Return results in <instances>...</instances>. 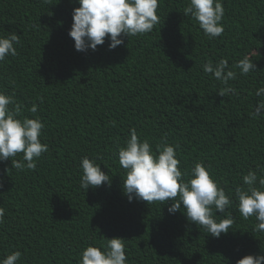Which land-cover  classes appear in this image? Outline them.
Masks as SVG:
<instances>
[{
	"label": "trees",
	"instance_id": "1",
	"mask_svg": "<svg viewBox=\"0 0 264 264\" xmlns=\"http://www.w3.org/2000/svg\"><path fill=\"white\" fill-rule=\"evenodd\" d=\"M222 2L220 37L205 36L184 15L189 0H159L150 33L122 37L114 49L106 37L95 51L81 52L68 34L77 0H0V36L20 38L17 55L0 62V91L14 95L19 118L41 119L40 139L49 146L35 170L11 166L22 153L0 162V259L20 251L17 264H78L84 248L115 237L124 239L127 264H237L264 255V232L254 231V216H241L234 196L248 170L264 174V116L251 115L264 87V0ZM245 55L256 71L240 76L233 69L237 95L219 96L223 85L202 64L223 58L232 68ZM133 128L154 152L164 138L179 145L181 170L203 162L233 194L226 234L211 236L183 206L170 214L175 201L129 202L117 153ZM85 156L110 185L80 187Z\"/></svg>",
	"mask_w": 264,
	"mask_h": 264
},
{
	"label": "clouds",
	"instance_id": "2",
	"mask_svg": "<svg viewBox=\"0 0 264 264\" xmlns=\"http://www.w3.org/2000/svg\"><path fill=\"white\" fill-rule=\"evenodd\" d=\"M80 5L73 9L69 36L74 41L77 51H95L98 45L110 41L109 49L124 43L122 37L150 33L159 23L157 15L159 0H77ZM184 15L191 17L199 24L205 36L220 37L224 32L221 23L225 9L222 0H189L184 8ZM20 43L19 35L9 33L0 36V62L8 56L17 55L14 45ZM205 74H211L223 87L219 89L221 97L237 95L236 89L229 81L240 76H247L256 71L250 56L245 55L232 68L227 59L213 63L207 60L202 64ZM255 96L261 97L253 108L252 117L264 116V87L256 90ZM10 105L12 107H10ZM29 111L37 112L34 104ZM21 116V106L14 95L0 91V162L14 158L22 153V160L11 159V166L17 170H35L36 162L49 146L42 143L40 137L45 125L39 117ZM179 145H172L164 138L154 152L148 139L140 141L136 130H130V138L125 145L118 148V162L126 170L123 190L129 202L134 198L145 202H172L168 208L174 214L184 208L186 218L203 226L215 238L227 233L234 223V217L226 209L233 203L232 193L212 178L203 162H197L189 171L180 169L177 158ZM26 162V163H25ZM82 176L80 187L85 191L90 187H99L102 183L110 185V177L101 170V165L94 159L81 158ZM259 165L257 168L259 169ZM264 173V169L260 170ZM243 186L234 192L238 201V210L244 219L255 217L254 231L264 232V174L258 175L256 170H248L242 177ZM179 197L177 200L176 198ZM216 212L225 218L217 219ZM5 209L0 207V224L4 222ZM101 247L87 246L80 253L78 264H127L126 248L123 238L106 239ZM22 253L13 251L0 264H17ZM237 264H264V255H246Z\"/></svg>",
	"mask_w": 264,
	"mask_h": 264
}]
</instances>
